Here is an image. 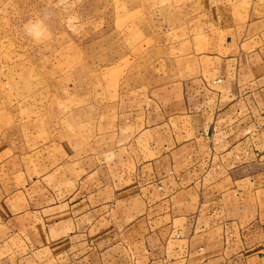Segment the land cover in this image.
<instances>
[{"label": "crops", "instance_id": "crops-1", "mask_svg": "<svg viewBox=\"0 0 264 264\" xmlns=\"http://www.w3.org/2000/svg\"><path fill=\"white\" fill-rule=\"evenodd\" d=\"M197 5L185 73L85 61L58 136L0 141V264H264V0Z\"/></svg>", "mask_w": 264, "mask_h": 264}, {"label": "rangeland", "instance_id": "rangeland-1", "mask_svg": "<svg viewBox=\"0 0 264 264\" xmlns=\"http://www.w3.org/2000/svg\"><path fill=\"white\" fill-rule=\"evenodd\" d=\"M198 13L197 0H0V141L27 146L58 136L49 131L62 107L55 94L81 87L58 79L78 78L85 61L131 52L123 75L130 70L137 82L146 69L152 77L185 73L173 64L176 43L191 38Z\"/></svg>", "mask_w": 264, "mask_h": 264}, {"label": "clouds", "instance_id": "clouds-1", "mask_svg": "<svg viewBox=\"0 0 264 264\" xmlns=\"http://www.w3.org/2000/svg\"><path fill=\"white\" fill-rule=\"evenodd\" d=\"M26 31L28 32V34L29 35H33L34 33H33V30L32 29H29V28H27V26H26ZM37 37L39 36V34L38 33H36L35 34Z\"/></svg>", "mask_w": 264, "mask_h": 264}]
</instances>
